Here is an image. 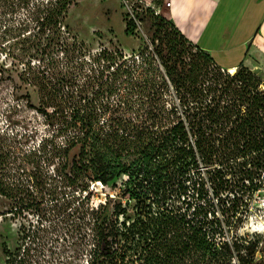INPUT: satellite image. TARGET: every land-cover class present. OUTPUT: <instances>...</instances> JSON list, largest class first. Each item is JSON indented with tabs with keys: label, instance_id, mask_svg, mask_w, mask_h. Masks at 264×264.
Masks as SVG:
<instances>
[{
	"label": "trees",
	"instance_id": "trees-1",
	"mask_svg": "<svg viewBox=\"0 0 264 264\" xmlns=\"http://www.w3.org/2000/svg\"><path fill=\"white\" fill-rule=\"evenodd\" d=\"M6 1L30 13L36 38L60 42V25L79 0ZM173 28L178 42L156 33L153 52L145 46L130 58L105 47L85 56L82 43L78 77L60 81L55 69L31 64L21 75L38 94V111L61 126L51 157L59 166L44 178L37 162L30 174L19 165L16 175L0 176V195L21 215L41 212L45 195L87 193L72 213L85 264H260L259 242L231 234L246 198L264 183L256 173L264 171L262 81L244 66L231 75L199 48L188 54L193 44ZM123 178L133 218L128 203L113 217L91 205L92 184L118 188ZM7 264H33L29 248Z\"/></svg>",
	"mask_w": 264,
	"mask_h": 264
},
{
	"label": "rangeland",
	"instance_id": "rangeland-1",
	"mask_svg": "<svg viewBox=\"0 0 264 264\" xmlns=\"http://www.w3.org/2000/svg\"><path fill=\"white\" fill-rule=\"evenodd\" d=\"M167 1L79 0L60 25V42H53L49 34L36 38L38 29L32 24L30 13L12 7L9 1H0V132L8 148L0 176L16 175L11 171H17L19 165L30 174L34 171L33 162H37L39 173L45 178L54 174L59 166V161L52 163L51 157L57 143L62 141L58 137L61 126L46 121L38 111L40 103L36 90L21 81L28 65H43L48 71L55 69L62 81L74 75L78 77L82 60L78 50L82 43L86 45L82 49L85 56L99 53L105 47L130 58L145 46L153 52L159 44H152L156 33L167 32L169 38L178 42L174 25L166 15ZM161 19L168 22L163 23L166 28L160 31ZM64 43L69 45L68 51L61 46ZM135 46L136 49L128 51ZM186 51L188 54L200 52L188 44ZM158 64L161 65L159 61ZM258 77L262 81L259 92L264 94V72ZM75 80L80 83V78ZM118 99L113 97L111 102L118 103ZM256 173L257 179L264 178L263 169ZM125 180L118 182V188L92 184L89 190L91 205L94 208L105 206L107 216L113 217L117 204L128 203L129 216L133 218L134 202H129L124 195ZM72 195L67 190L66 200L59 196L54 201L45 195L41 198L44 202L41 212L27 210L21 215L11 212L19 206L0 195V264H7L11 253L23 251L25 247L29 248L33 264H85L86 246L83 249L77 240L79 234L72 213L87 193L76 198ZM234 223L231 235L259 242L256 258L258 263L264 264V183L261 190L246 198V208Z\"/></svg>",
	"mask_w": 264,
	"mask_h": 264
},
{
	"label": "crops",
	"instance_id": "crops-1",
	"mask_svg": "<svg viewBox=\"0 0 264 264\" xmlns=\"http://www.w3.org/2000/svg\"><path fill=\"white\" fill-rule=\"evenodd\" d=\"M167 3L166 15L175 28L223 70L244 66L258 76L264 72V0Z\"/></svg>",
	"mask_w": 264,
	"mask_h": 264
},
{
	"label": "bare ground",
	"instance_id": "bare-ground-1",
	"mask_svg": "<svg viewBox=\"0 0 264 264\" xmlns=\"http://www.w3.org/2000/svg\"><path fill=\"white\" fill-rule=\"evenodd\" d=\"M238 69H231L229 70L228 72L231 74V75H235L237 73ZM262 87V86H261ZM264 233V230L262 231Z\"/></svg>",
	"mask_w": 264,
	"mask_h": 264
},
{
	"label": "built area",
	"instance_id": "built-area-1",
	"mask_svg": "<svg viewBox=\"0 0 264 264\" xmlns=\"http://www.w3.org/2000/svg\"><path fill=\"white\" fill-rule=\"evenodd\" d=\"M171 4L170 3H168V6H170ZM100 185V184H99Z\"/></svg>",
	"mask_w": 264,
	"mask_h": 264
}]
</instances>
